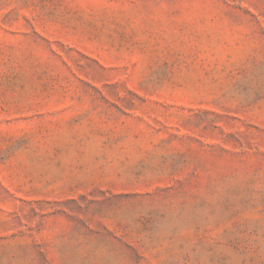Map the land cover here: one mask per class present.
Wrapping results in <instances>:
<instances>
[{
    "label": "rangeland",
    "instance_id": "rangeland-1",
    "mask_svg": "<svg viewBox=\"0 0 264 264\" xmlns=\"http://www.w3.org/2000/svg\"><path fill=\"white\" fill-rule=\"evenodd\" d=\"M0 264H264V0H0Z\"/></svg>",
    "mask_w": 264,
    "mask_h": 264
}]
</instances>
